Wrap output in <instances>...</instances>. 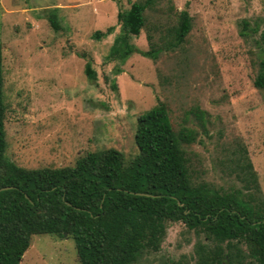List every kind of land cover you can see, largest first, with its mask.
<instances>
[{
	"label": "rangeland",
	"instance_id": "1",
	"mask_svg": "<svg viewBox=\"0 0 264 264\" xmlns=\"http://www.w3.org/2000/svg\"><path fill=\"white\" fill-rule=\"evenodd\" d=\"M159 2L133 40L148 51L151 35L162 48L158 58L135 53L115 76L118 63L105 58L120 32L117 12L129 8L128 0H0L7 158L26 169L60 168L114 148L129 161L138 154L137 118L160 101L175 132L188 127L197 133L196 143L183 146L195 183L231 187L221 162L232 147L243 146L264 197V89L254 86L264 0ZM181 11L189 14L191 31L179 49L168 50L162 42ZM243 21L250 25L246 31ZM111 27L106 37H92ZM87 62L95 81L85 77ZM197 110L205 113L204 128L193 114ZM166 226L160 250L139 264H194L196 234L181 222ZM20 264L79 261L71 237L46 234L32 236Z\"/></svg>",
	"mask_w": 264,
	"mask_h": 264
},
{
	"label": "trees",
	"instance_id": "2",
	"mask_svg": "<svg viewBox=\"0 0 264 264\" xmlns=\"http://www.w3.org/2000/svg\"><path fill=\"white\" fill-rule=\"evenodd\" d=\"M159 1L128 0L129 8L117 12L120 32L105 58L118 63L113 75L121 74L119 65L135 53L158 58L162 48L151 35L148 51L133 40ZM49 22L57 30L54 15ZM249 27L242 22L244 31ZM113 30L92 37L99 40ZM190 31L191 18L181 11L162 45L179 49ZM260 40L254 86L264 89V33ZM84 73L89 81L97 79L89 62ZM6 111L0 47V264H20L32 236L46 234L71 237L79 264H139L160 250L168 222H181L196 234L194 264H264V197L243 146L232 147L221 162L231 187L195 183L183 146L196 143L197 133L188 127L175 132L167 106L159 101L137 118L133 159L109 148L89 152L73 166L26 169L6 156ZM193 114L204 128L205 113Z\"/></svg>",
	"mask_w": 264,
	"mask_h": 264
},
{
	"label": "water",
	"instance_id": "3",
	"mask_svg": "<svg viewBox=\"0 0 264 264\" xmlns=\"http://www.w3.org/2000/svg\"><path fill=\"white\" fill-rule=\"evenodd\" d=\"M65 236V235H64Z\"/></svg>",
	"mask_w": 264,
	"mask_h": 264
}]
</instances>
